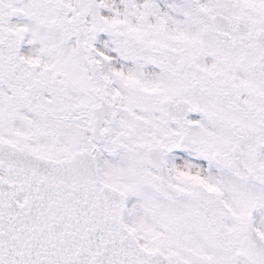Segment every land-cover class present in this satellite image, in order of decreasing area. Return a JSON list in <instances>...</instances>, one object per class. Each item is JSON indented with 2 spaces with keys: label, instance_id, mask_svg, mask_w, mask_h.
<instances>
[{
  "label": "snow or ice",
  "instance_id": "1",
  "mask_svg": "<svg viewBox=\"0 0 264 264\" xmlns=\"http://www.w3.org/2000/svg\"><path fill=\"white\" fill-rule=\"evenodd\" d=\"M0 264H264V0H0Z\"/></svg>",
  "mask_w": 264,
  "mask_h": 264
}]
</instances>
